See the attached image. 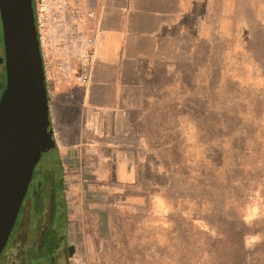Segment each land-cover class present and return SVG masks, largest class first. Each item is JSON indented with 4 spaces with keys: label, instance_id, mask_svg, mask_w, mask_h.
Returning a JSON list of instances; mask_svg holds the SVG:
<instances>
[{
    "label": "rangeland",
    "instance_id": "rangeland-1",
    "mask_svg": "<svg viewBox=\"0 0 264 264\" xmlns=\"http://www.w3.org/2000/svg\"><path fill=\"white\" fill-rule=\"evenodd\" d=\"M202 12L137 174L63 171L67 264H222L239 229L244 263L264 264V0Z\"/></svg>",
    "mask_w": 264,
    "mask_h": 264
},
{
    "label": "crops",
    "instance_id": "crops-1",
    "mask_svg": "<svg viewBox=\"0 0 264 264\" xmlns=\"http://www.w3.org/2000/svg\"><path fill=\"white\" fill-rule=\"evenodd\" d=\"M90 4L100 27L91 82L47 89L53 139L63 171L129 179L145 159L147 137L155 136L146 130L153 122L147 113L159 110L161 81L170 87L177 79L179 41L193 39L204 0Z\"/></svg>",
    "mask_w": 264,
    "mask_h": 264
},
{
    "label": "water",
    "instance_id": "water-1",
    "mask_svg": "<svg viewBox=\"0 0 264 264\" xmlns=\"http://www.w3.org/2000/svg\"><path fill=\"white\" fill-rule=\"evenodd\" d=\"M0 23L6 78L0 97L1 254L35 165L39 162L57 165L59 161L32 0H0Z\"/></svg>",
    "mask_w": 264,
    "mask_h": 264
},
{
    "label": "flooded vegetation",
    "instance_id": "flooded-vegetation-1",
    "mask_svg": "<svg viewBox=\"0 0 264 264\" xmlns=\"http://www.w3.org/2000/svg\"><path fill=\"white\" fill-rule=\"evenodd\" d=\"M0 34L1 82L3 74L5 78L1 23ZM62 173L60 163L39 162L35 165L17 217L0 254V264H67L74 253V247L67 242L65 233L67 216Z\"/></svg>",
    "mask_w": 264,
    "mask_h": 264
},
{
    "label": "built area",
    "instance_id": "built-area-1",
    "mask_svg": "<svg viewBox=\"0 0 264 264\" xmlns=\"http://www.w3.org/2000/svg\"><path fill=\"white\" fill-rule=\"evenodd\" d=\"M32 8L46 89L88 87L100 32L90 0H32Z\"/></svg>",
    "mask_w": 264,
    "mask_h": 264
},
{
    "label": "trees",
    "instance_id": "trees-1",
    "mask_svg": "<svg viewBox=\"0 0 264 264\" xmlns=\"http://www.w3.org/2000/svg\"><path fill=\"white\" fill-rule=\"evenodd\" d=\"M232 242L230 250L232 251L231 255L225 257L222 261V264H245L244 256L242 253L243 250V232L241 229L237 231H231V237H229Z\"/></svg>",
    "mask_w": 264,
    "mask_h": 264
}]
</instances>
